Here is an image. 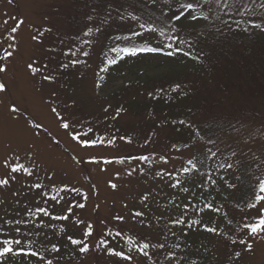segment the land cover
<instances>
[{"label": "trees", "instance_id": "16d2710c", "mask_svg": "<svg viewBox=\"0 0 264 264\" xmlns=\"http://www.w3.org/2000/svg\"><path fill=\"white\" fill-rule=\"evenodd\" d=\"M69 2L70 7H68L65 18L69 25L63 29L61 35H57L56 44L50 47L55 48L56 52L50 53L62 55L66 51L73 50L76 45L83 44L87 39L84 33L88 31V28L92 26L91 28L95 29L93 26L100 23V16L93 15V9L96 10V13H103L109 6L114 9L112 19L103 26L102 31L96 32L94 30L96 33L93 34L102 37L97 63L98 70L104 67L103 62L108 60L112 52L122 48L159 47L161 52L167 53L169 51L163 47L164 44L172 42L167 39V36L173 35L172 25L167 17L176 14L178 8L172 0H157L156 4L148 7H145V0H70ZM261 4H264V0H235V3L233 0H227L226 4L221 3L219 5L212 3L203 9L208 20L201 19L199 22H192L187 19L186 24L188 25L180 22L183 37L192 41V48L183 46L185 51H189L192 56L198 57L193 59L187 56L192 59L196 68L166 73L151 77L147 81H135L134 84L130 83L131 89L135 91L133 95L138 96L139 93L143 97L142 100L148 102L146 106L140 109L141 113L147 112V120L142 119L146 124L141 125L140 120L138 123L135 122L134 130H130L128 133L123 130L115 131L120 136L128 137L131 140L130 147H134V150H142L139 153L129 151L119 157L145 155L148 148L154 151L157 149L155 146L162 143L161 141L164 139L168 142L166 146H170L176 151L195 148L198 142L204 145L209 141L210 144L213 141L215 143L224 142L219 146L223 153L217 152V156L214 158L209 159L211 153L208 145L205 146L204 152L191 158L201 173L211 174L216 181L215 185L205 184L201 189L197 185L203 181L204 177L192 174L184 185L189 187V193L174 190L169 187V183L142 187L134 194V198L139 200L140 196L146 192H151L152 195L147 202V208L143 204L141 209L135 211H144V222L145 224L151 222V227L143 226L134 221L131 218V213L134 211L129 212V218H126L123 223L114 220L115 216L103 219L97 215L98 218L92 220V215H87L90 193L86 192L88 199L84 209L75 208L74 215L68 221H53L55 231L52 228L45 229L50 237L45 242L46 246L50 247L52 243H58L61 246V253L56 255L43 252V249L40 248V240H43V236L36 241L34 250L40 248L46 259L55 257L54 264H81L86 261L90 253L92 259L88 264L235 263L236 260H234L230 250L225 254L221 251L223 256L219 258L218 249L214 243L224 241L223 244L229 248V245L233 246L232 240L246 238L239 225L246 216V203L253 199L255 194L256 182L252 181V177L256 178V169H253L250 163L247 162L248 164H246L240 158L231 157L230 146L232 140L242 138L245 133L261 131L260 129L264 128V8H261ZM237 8H239V12L236 11ZM116 10H122L126 16L128 12H132L133 15L154 21L158 27L163 28L165 35L146 32L143 37L134 36L133 32L141 31L137 22L130 18L119 19ZM89 15H93L91 21L88 19ZM93 22L95 23L92 25ZM250 23L259 24L262 32L254 34L248 31L246 27ZM117 37L120 38L117 39ZM182 54L177 53L172 56L180 57ZM61 76L64 79L68 78L63 73ZM177 84L180 85V88L173 91ZM123 89H127V86ZM132 100L130 101L133 105L137 104L136 98ZM178 101H180L179 104H177ZM169 102L171 105L167 107L166 104ZM157 103H161L162 106L157 108ZM123 106L125 105L120 102L115 103L116 109H123ZM90 120L92 119L90 118ZM180 121H184V123L181 124ZM102 122L109 123L110 127H114L111 117L104 116ZM127 125L129 127V124ZM165 127L169 129L168 133H171L173 137L171 139V137L166 138V136L160 141L159 134H162ZM185 144L189 146L186 148ZM59 147L62 150L63 144L61 142ZM227 147L229 148L227 149ZM63 150L68 153L65 146ZM148 154L152 155L153 153ZM71 158L77 165H82V162H78L77 158H73V156ZM182 163L183 165L178 168L179 172H181L182 166H189L188 160ZM227 163H231L233 167L231 169L219 168L220 164ZM83 164L85 165L84 162ZM45 173L44 170L39 172L40 180H45ZM83 175L90 187L94 186L91 189L94 190L93 193L95 194L96 188L86 167ZM22 176H17L10 188L0 190V199L6 201L4 205H0V216H4L7 212L9 214L8 219H15L17 218L16 213L24 215L26 202L29 206L35 205V193L18 197L12 195L13 191H26L23 185L34 180L33 177ZM62 183L67 182L56 184ZM69 185L81 187L82 183L74 180ZM228 185H235V187ZM53 194H55V190H53ZM170 199L181 205L191 199L192 203L198 207H203L206 201H214L215 206L221 209L219 213L205 211L197 216L190 211L186 220L201 219L203 224L216 228L219 234L206 232L199 225L194 226L193 229L182 226L172 227V230L169 231L168 228L171 227L167 224L169 215L175 216L177 214L174 207L168 204ZM16 200L20 201L19 206L15 203ZM166 205L167 211L165 210ZM98 208V202H95V215L98 214ZM126 208L128 209L129 205ZM60 212L61 209L58 207L56 214ZM123 217L125 218V216ZM42 219L45 222L48 221L47 217H42ZM139 219L142 218H137V220ZM158 219H160L159 224H157ZM79 220H83L85 223L78 224ZM88 223H91L94 229L93 236L90 238L91 250L82 255L78 251H74L75 246L67 241L66 236L72 235L74 238H81ZM117 227L124 230L122 236L116 238L119 240V245L112 237H108L112 241L110 246L116 247V250H123L127 253L129 247L135 248V245L127 244L129 236L137 243L142 238H148L154 243H164L165 247L163 249H149L151 260H146L133 251L131 262L108 255L105 251L96 250L97 237L101 236L106 228ZM60 228H66V233L60 232ZM195 228L200 229L199 235L195 233ZM184 232H187V235H184ZM239 246L242 247L243 245ZM172 254H175L178 260L172 258ZM29 260L36 264V258H29ZM5 264H13V262L7 260Z\"/></svg>", "mask_w": 264, "mask_h": 264}, {"label": "rangeland", "instance_id": "374dc122", "mask_svg": "<svg viewBox=\"0 0 264 264\" xmlns=\"http://www.w3.org/2000/svg\"><path fill=\"white\" fill-rule=\"evenodd\" d=\"M69 1L0 0V24L4 20L9 21L7 26L0 28V33H3L5 28L13 26L17 20L23 21L18 33H16L19 42V52L15 55V59L11 60L8 70L0 73V81L7 86V94H0V129L4 130L0 134V158H3L13 149L23 153V150L28 148L29 143H34L37 146L35 151L40 154L39 162L41 168L46 173L49 170L53 171L55 173L53 179L56 183L67 182L70 184L72 181L78 180L82 183V190L90 193L87 215H92V220L98 217L103 219L112 216L116 217L121 214L126 219L129 218L128 214L130 211L141 209L143 205L141 198L139 200L136 197L134 198V194L137 191L145 186L152 187L160 183L164 185L169 183L167 179L162 180L156 177V172L166 170L174 172L175 175H181L178 168L183 165L182 162L198 156L202 152L204 145L198 142L195 148H189L185 151L179 150L178 152L172 147L166 146L168 142L165 139L161 141L166 136V138L169 136L171 139L173 137L171 133H168L169 129L165 127L162 134H159V139L162 143L155 146L157 149L154 151L151 148L147 149L148 152L151 151L154 154L150 156L151 160L149 162L132 161L124 164L114 162L107 165L84 162L85 165L82 163L80 166L73 162L71 156L77 158L78 162H80L81 158L87 161L92 156L110 159V157H119L129 151L132 153L141 152L142 150L137 151L134 150V147H130L131 143L118 139L121 136L115 132L123 130L128 133L130 130H134L135 122L138 123L140 120L141 125L146 124L142 119L147 120V112L141 113L140 109L146 106L148 102L143 101V97L139 93L138 96L133 95L135 91L131 89L130 83L147 81L151 77L161 76L166 73L195 69L196 65L189 57L183 54L180 57H173L163 52H139L136 56H129L123 53L125 56H121L120 62L113 69L106 64L108 71H100L97 75L95 69L98 63V54H100L102 37L93 35L96 33L94 31L87 36L88 39L86 41H90L87 46L83 47V44L76 45L73 50L66 51L68 56L50 53L48 49L56 44L57 35H61L63 29L69 25L65 20L68 7H70ZM181 22L186 24L187 18H183ZM93 27H96V25ZM47 29H51V31H46ZM246 29L254 34L262 32L259 24H249ZM41 32L43 35L40 36L38 41H34L32 37L39 35ZM72 51H76L79 59L86 61V63L63 70V75L68 78L64 79L60 75L54 86L45 84L42 91H37V81L28 74L25 67L26 64L35 57L41 63H47L50 68H53L62 61L67 62L69 59H75L76 57L71 56ZM81 51H87L89 53L88 57L80 55ZM68 80L70 82H67ZM97 84L101 86L97 87ZM125 86H127V89H123ZM52 91L56 92L54 104L46 103L45 101ZM9 97L11 102L16 103L24 111V116L19 120L15 119L9 111ZM135 98L138 102L133 105L131 101ZM116 102L125 105L118 115V109L115 107ZM57 105L60 106L59 110L66 120L77 124V126L83 123L85 127L89 126L90 122V126L94 127L98 134L109 138L115 136L117 137L116 142L112 145L97 146L95 148L80 147L58 126L59 122L50 111L51 106ZM170 105L171 102L166 104L167 107H170ZM156 106L160 108L162 104L157 103ZM106 108L108 109L107 111H105ZM143 109L145 110L146 108ZM29 114L42 123L49 133L63 144L62 150L65 146V150H68V153L64 150L63 152L61 147L54 146L43 133L39 137H34L29 126ZM104 116L113 119L114 127H110L109 123L102 122ZM127 124H129V127ZM260 130L245 133L242 138L232 140L230 146L231 157L240 158L246 164L250 163L253 169H256V178L252 177V181L256 182L255 186L259 180L264 179V128ZM223 143H214L212 147L219 149V146ZM162 155L168 158V163L160 160ZM85 167L88 170L91 181L96 186L97 195H95L96 191L95 194L93 193L94 190L91 189L83 175ZM134 167L138 171L131 176L127 175V172ZM102 168L106 170L101 171ZM140 168L144 169L143 175L139 172ZM117 173H119V177H117ZM3 175L4 169L0 168V178ZM17 176L23 177L22 175ZM109 182L116 184L117 187L113 189ZM95 202H98L99 205L98 214L96 215L94 214ZM124 203L129 205V210L126 208L128 205L125 206ZM124 207L126 210H124ZM259 207L264 208V202H261ZM257 214L256 210L249 209L245 213L249 218H255ZM194 231L199 235V228H195ZM247 241L252 244L253 250L251 252L243 251V246L234 244L233 246L229 245V248H227L223 244L224 241L215 242L214 245L218 249L219 258L223 256V253L225 254L229 250L232 251L234 260H236L234 264H264V238L253 239L247 236ZM237 251H242L239 259L234 255ZM90 259H92L91 253L88 254L86 261L81 264L90 263ZM31 264L33 263L31 262Z\"/></svg>", "mask_w": 264, "mask_h": 264}, {"label": "snow or ice", "instance_id": "6c2138e0", "mask_svg": "<svg viewBox=\"0 0 264 264\" xmlns=\"http://www.w3.org/2000/svg\"><path fill=\"white\" fill-rule=\"evenodd\" d=\"M174 4L178 6L176 14L171 17H167L169 23L172 25L171 31L173 35L167 36V39L172 41L171 43L164 44L163 47L169 49L167 55L172 56L177 53H183L186 56H190L193 59L198 57L192 56V53L185 51V47L192 48V41L185 39L182 35V24L180 23L183 18H187L192 22H199L201 19L208 20V16L204 15L203 9L209 7L212 3L217 5L221 3H227V0H172ZM235 3V0H233ZM157 0H145V7L156 4ZM261 8H264V4H261ZM114 9L109 6L103 13H96V10L93 9V15L100 16V23L93 28H88V31L84 33L85 36H89L95 30L100 32L103 30V26L109 23L112 19V11ZM117 16L119 19L124 20L130 18L131 20L137 22L139 29L141 31L133 32V35L136 37H143L147 33H159L160 35H165L163 28L158 27L154 21L150 19H143L139 15H133L132 12H128L127 16L122 10H116ZM239 12V8L236 9ZM93 15H89L88 19L91 21ZM9 23L8 20H4L0 24V28H4ZM23 24L22 20H17V22L10 28H5L3 33H0V73H4L8 70V66L11 63V60L15 59V55L19 52V42L16 33H18L20 26ZM46 31H51L47 29ZM34 35L32 39L38 41L40 36ZM120 37H117L119 39ZM90 43V41H86ZM50 52H56L55 48L48 49ZM115 50V49H113ZM159 47H149L143 49L132 48H122L119 49L120 52H123L129 56H136L139 52H157L160 51ZM64 56H68V53H62ZM80 55L88 57L89 53L87 51H81ZM71 56L76 57L75 59H69L67 62H60L56 67L50 68L47 63H41L38 58H32L30 62L26 64V69L28 74L37 81V91H42L45 84L48 86H54L59 76L62 74L63 70L68 69L69 67H75L78 64L86 63L82 61L77 56L76 51L71 52ZM118 61L116 59L106 60V64L111 66L116 64ZM101 71L107 72L108 68H102ZM103 79V77H102ZM100 84H97V87H100ZM180 88V85L177 84L173 91ZM0 94H7V86L4 82L0 81ZM56 98V92L52 91L48 99L45 101L49 104H54ZM10 100V113L14 116L15 119L19 120L24 116V111L14 102ZM60 106H51L50 111L56 117L58 126L63 129L70 139L78 144L82 148H95L97 146L103 145H112L116 142L117 137L112 136L111 138L106 137L105 135L98 134L96 129L92 126L85 127L83 123L79 126L77 124L66 120L59 110ZM108 109L106 108L105 111ZM122 109L117 110V115ZM29 126L34 137H39L41 133L49 138L52 144L59 146L60 141L53 137L48 129L39 121L35 120L29 114ZM181 124L184 121H180ZM3 129H0V134L3 133ZM118 139L131 143V140L128 137H118ZM189 145L185 144L187 148ZM175 147V145H173ZM37 148L36 144L29 143L28 148L21 151L13 149L10 153L5 155L3 158H0V168L4 169V175L0 178V190L7 189L11 187V184L16 181L17 175H24L27 177H33L34 180L31 183L26 182L23 187L26 189L24 192L13 191L12 195L14 197L29 195L32 193L36 194L35 205L29 206L27 202L24 204L26 209L24 215L16 213L15 219H8V213L6 212L4 216H0V264H5V261L11 260L13 264H31L29 258H36V264H54V258L46 259L45 256L41 253L40 248L43 249V252L59 255L61 253V246L58 243H52L50 247L46 246V241L50 239L45 229L52 228L55 231L53 226V221H68L71 216L74 215V209H84L86 207V201L88 195L82 190L81 187L77 185H69L67 183H62L60 185L56 184L53 177L55 173L51 170L45 173V180H40L39 172L43 169L41 168L39 162V152L35 151ZM179 151V150H178ZM209 159L217 156V152L211 151ZM150 160L149 155H128L123 157H114L111 159L108 158H97L95 156L89 157L87 163L105 165L118 162L120 164L131 163L132 161L139 162H148ZM160 160L164 163H168V158L161 156ZM80 162H85L81 158ZM188 167L181 168V175H175L174 172L168 171H158L155 173V176L164 180L167 179L169 182V187L174 190H177L182 193H189L190 189L187 186H184L187 182V179L190 175L196 174L203 176V181L197 186L203 189L205 184L215 185L216 181L212 178L210 173H201L200 169L197 167V164L193 162L191 158L188 159ZM228 168L231 169L233 165L231 163L220 164L219 168ZM106 169L102 168L101 171ZM137 168H131L127 175L131 176L133 173L137 172ZM139 172L141 175L144 174V169L140 168ZM119 177V173L116 174ZM223 179V177H221ZM110 183V186L115 189L116 184ZM229 187H235V185H228ZM94 188V186H91ZM55 190V194H53ZM151 192H146L141 196V203L144 204V207H148V201ZM79 198V199H77ZM261 202H264V179L259 180L258 184L255 186L254 198L250 199L246 203L245 208L249 210H256L258 213L255 218H249L245 216L243 222L239 225L241 231L244 235L249 236L250 238H264V208L259 207ZM6 201L0 199V205H4ZM15 203L17 206L20 205V201L16 200ZM169 205H172L176 210V215H169V220L167 224L171 227L168 228L169 231L172 230V227L182 226L187 229H193L194 226H202L203 230L209 233L219 234L217 229L214 227H209L206 224L202 223L201 219H190L186 220L190 211L195 213L197 216L201 215L205 211H211L213 213H219L220 207L215 206V202L206 201L203 207H198L192 203V200L189 199L186 203L182 205L171 199L168 201ZM126 206V205H125ZM61 209L59 214H56L57 208ZM165 210H168L167 205ZM42 217H47L48 221L45 222ZM131 218L134 221H137L143 226L151 227L152 223L149 222L145 224L144 211H134L131 213ZM137 218H142L137 220ZM116 221L121 223L124 222L125 218L123 216H116L113 218ZM83 220H79L78 224H84ZM160 223V219L157 220V224ZM60 232L66 233V228H60ZM93 226L91 223H88L85 226L84 231L82 232L81 238H74L72 235H67V241L75 246L74 251H78L80 254H86L91 250L90 248V238L93 236ZM124 230L120 228L108 229L106 228L104 233L97 237L98 243L95 245L96 250L105 251L106 254L119 257L122 260L131 262L133 260V251L136 254L141 255L146 258V260H151L152 257L149 254V249H163L165 247L164 243L161 242H152L148 238H142L139 243L134 241L131 236L127 238V244L135 245V248H128L127 253L123 250H116V247L110 246L112 241L108 237H112L116 241V244L119 245V240H116L117 237H121ZM175 235V233H173ZM184 235H187V232H184ZM43 236V240H40V248L34 250L36 241ZM166 238V237H165ZM234 245H243V251L251 252L253 250L252 244L249 241L240 238L238 240H232ZM155 254V253H154ZM235 257L239 259L241 257V252L237 251L234 253ZM19 258V259H18ZM172 258L178 260L175 257V254H172Z\"/></svg>", "mask_w": 264, "mask_h": 264}]
</instances>
